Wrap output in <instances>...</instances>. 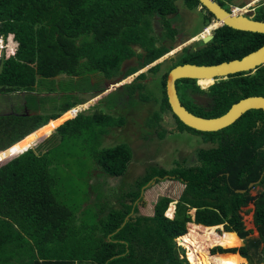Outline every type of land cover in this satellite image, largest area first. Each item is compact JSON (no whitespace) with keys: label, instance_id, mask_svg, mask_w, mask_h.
Segmentation results:
<instances>
[{"label":"trees","instance_id":"16d2710c","mask_svg":"<svg viewBox=\"0 0 264 264\" xmlns=\"http://www.w3.org/2000/svg\"><path fill=\"white\" fill-rule=\"evenodd\" d=\"M181 1L189 11L200 7L198 0ZM175 2L176 0H0V34L11 37L19 47L16 54L5 61L4 69L0 73V94L35 91L39 76L52 78L65 74L86 79L90 85H95L93 76L102 80H124L175 48L174 43L167 46L170 48L161 46L163 44L157 46L160 37L154 28V22L157 21L162 27L163 38L174 39L177 29L173 27V21L170 23L169 20L180 17ZM202 10L206 12L205 19H208L209 25L213 15L204 8ZM263 45L264 34L222 26L214 31L213 39L204 46L183 49L178 59L172 60L170 70L183 64L209 66L242 59ZM136 46L143 52L138 53ZM162 66L160 63L149 72L156 74ZM169 71L161 76L163 97L159 101L161 109L152 120L153 126L155 123L159 125L164 115L172 114L166 93ZM145 79L147 74L142 73L131 84L123 87L138 84L137 89L142 90V81ZM196 83L191 79L177 82L179 95L182 94L187 106L196 112L188 109L184 103L183 106L195 117L216 119L242 100L251 97L264 98V66L253 74L241 73L218 79L207 89H201ZM199 96L209 99V108L205 109L195 102L193 98ZM81 104L66 105L62 114L50 117L45 122H42L40 113L32 110L24 112L20 109V112L0 114V153L9 149L5 154H14L12 160L8 159L10 161L0 167V264L40 263L37 251L43 254L44 244L48 242L41 237L54 233L50 230V224L60 218L75 217L72 209L80 206L76 201H87L88 198L83 197L84 193L80 195L75 191L76 194L72 193L70 200L77 204L72 209H67L70 204L64 201L68 196H61L62 190L56 189L57 178L50 170V155L67 138L70 140L83 135L89 126L102 125L104 128H111L118 120L114 123L113 116L95 114L85 124L80 121L82 115L79 113L74 118L72 117L76 114L66 115L57 121ZM70 118L72 119L69 120ZM173 118L180 131L201 136L206 142L217 143L216 147L196 149L199 166L178 164L168 169L156 165L150 173L139 178L136 183L137 193H128L132 200L139 197V190L154 176L176 175L188 181V184L174 219L165 216L171 200L162 198L156 206L154 218L129 221L125 232L131 231L142 236L144 240H152L144 242L147 249L157 257L159 264H189L186 259L180 258L179 250L183 254L185 250L177 246L175 239L187 234V225L193 222L190 209L197 208V224L212 227L226 222V232H238L242 238L249 234L244 231L245 227L237 210L253 198L249 193L236 194V189L248 188L249 183L258 179L264 171V149L260 153L256 152L257 147L263 145L264 148V113L249 112L234 126L213 134L197 133L185 127L174 115ZM259 123L258 135L262 136L260 143L259 136L254 132ZM59 125L61 126L56 132L61 137L53 134L46 143L37 149L32 148ZM41 128L43 129L40 130ZM108 132L109 130H105L103 135ZM160 137L163 134L160 133ZM93 141H97L93 145V157L102 171L112 176L123 175L130 156L128 145L119 144L100 150V140ZM6 161L0 162V165ZM243 173L247 174L246 179ZM173 212L174 204L167 215L173 217ZM116 214L119 215L121 223L128 215V210L112 212L111 219ZM141 224L146 225V230L141 229ZM255 225L260 233L259 240H252L248 246L240 249L214 248L211 253L239 252L250 264H255L256 259L260 260L259 264H263L264 190L256 201ZM95 233L96 227L89 232L93 247L97 246ZM227 235L232 241H227L224 247L236 248L242 245L239 244L241 239L237 234ZM212 239H221V236L216 234ZM201 256L204 264H207V258L211 255L207 251ZM133 261L136 259L130 255L127 262Z\"/></svg>","mask_w":264,"mask_h":264},{"label":"rangeland","instance_id":"374dc122","mask_svg":"<svg viewBox=\"0 0 264 264\" xmlns=\"http://www.w3.org/2000/svg\"><path fill=\"white\" fill-rule=\"evenodd\" d=\"M218 2L224 8L227 7L224 6L222 0H218ZM175 4L179 8L180 17H175L169 20V22L172 23V21H175L174 28L177 29V34L183 35L182 40L184 43L182 42L178 45L175 41L177 34L174 39H169L165 36L167 39L163 38L158 40L159 46L163 44L161 46L167 47L171 45L170 43H174L176 44V49L166 54L158 61V64L161 63L163 66L156 74L150 73L149 68H145L136 73L138 75L142 73L147 74V79L142 81L144 85L142 90H138L137 88H139V86L136 84L126 87L121 86L117 90V93H112L114 88H112L111 85L116 81L115 78L107 80L102 77V81L100 80L101 78L93 76L92 81L95 85H92V83L90 85L86 79L62 74L52 78L39 76L36 90L27 91V94L24 96L27 104L26 106H28L26 110L40 112V115L43 117L42 122H45V120L50 117L62 114L66 105L73 106L81 103L84 104L71 110L68 114L79 115V113H81L80 115L82 116L80 121L85 124L95 114L113 116L114 123L117 118H125V122L122 126H120L121 122L119 121L113 124L111 128H104L102 125L101 127L89 126L80 137H72L70 140L67 138L68 140L66 139L63 145L55 148L54 153L50 155V159L52 160L50 170L52 175L57 178L56 189H59V191L62 190L60 191L61 196L62 194H66L67 191H70V193H75L76 191V193L81 195L92 190L91 194L93 193L94 196L89 194L87 203L95 202L94 206L97 208L101 207L102 202L105 204L109 202L108 200L114 194L113 199L117 198L116 200L120 201L123 195H125L126 189L130 191H132V188L135 189L138 178L144 175L146 171L151 172L152 165L161 163L165 167L173 168L176 166L175 163L181 161L183 156L189 157L192 150L195 151L198 147H206L204 143L207 142L201 136L191 134L187 131L173 132L176 131L173 130L174 126L172 127V125H176L174 118L171 119L164 115L165 119L163 117L159 125L155 123L156 126H160V130L155 128L153 126L154 123L151 122L157 113L156 111L161 109V104H159V101L163 97L161 76L170 70L172 60L175 61L178 59V55L182 52L180 49H185L186 47H193L195 49L205 45L200 43L198 39L197 41L187 38L199 32H201L200 35L203 36L209 34L213 35L214 33L212 32V29L215 28L214 23L204 29L209 21L205 19L206 12L202 9L199 11L196 8L189 11L181 0H176ZM189 12L190 14H188ZM154 23L160 26L157 21ZM137 49L138 52L142 51L139 46H137ZM104 83H106V85L108 84V86L104 85ZM106 88L110 90L104 91V94H101L102 96L99 95L100 97H95ZM23 93H26V91H23ZM186 93H189V91H186ZM18 99V93L8 95L0 94V112H7L11 110V107L15 108V111L20 112ZM180 99L182 103L187 106V101L182 94L180 95ZM205 103L208 105L206 100ZM187 108L191 109L189 106H187ZM119 112L122 115L117 114ZM168 115L171 116L172 114ZM166 123L170 125H166ZM105 130H109L106 134L107 136L103 135ZM160 133L161 135L163 134V137L159 136ZM53 134L58 136V138L61 137L56 131ZM93 139L100 140V150H107L118 144H124L135 151V153L129 156L132 157V159L121 177L123 185L116 189V193L111 190L110 186L106 187L104 180L110 177V175L102 171L96 159L93 157V152H95L93 145L97 143V141H93ZM207 144L210 145L211 143ZM40 145L33 148L37 149ZM6 152L7 150L0 153V157H2L0 161L13 158L12 156L14 154H4ZM96 172H98V174H96ZM184 187L185 186L181 182L173 178L160 179L156 184L152 187L149 186L146 190L145 201L153 203L160 196H170L174 200L172 204L175 205V201L181 196ZM65 202L70 203L68 201ZM77 203L79 204L81 202L77 201ZM172 204L170 206H172ZM213 234H216V232H210L209 237ZM257 236V234H253L251 237L256 238ZM210 239H212V237H210ZM179 240L181 244L185 246L186 242L184 239L180 238ZM240 244H242V242H240ZM221 247H223V245H221ZM184 248L186 252L189 251V248ZM223 248L227 249L228 247ZM200 255H202V253H200ZM211 257L213 256H210V258ZM201 258L204 264V259L202 256ZM207 264H210L208 258Z\"/></svg>","mask_w":264,"mask_h":264},{"label":"crops","instance_id":"0c3cea01","mask_svg":"<svg viewBox=\"0 0 264 264\" xmlns=\"http://www.w3.org/2000/svg\"><path fill=\"white\" fill-rule=\"evenodd\" d=\"M216 1H218V0H216ZM222 1L224 2L223 3L224 6H227L225 8L228 10L232 9V10L237 11V13H243L246 16H250L254 20L264 21V0H222ZM197 10L201 11L200 7H198ZM188 14H190V13H188ZM211 22H212V20H211ZM211 22H210V24H211ZM207 27H205L204 29H206ZM215 30H212V32H214ZM200 33L201 32L193 35L192 37H188V39H190V38L192 39L193 37L200 35ZM2 36H3V38H2L1 45L3 46L2 47L3 49L0 48V63L3 59H4V61H6L11 55L16 54L17 49L19 48L18 45H16L17 43H15L11 37L7 38L4 35H2ZM195 39H197V38H195ZM5 48H6V50H5ZM4 65H5V63H4ZM117 82H119V81H117ZM117 82L116 81L113 82L114 83L113 85H115ZM196 84L199 85L198 83H196ZM113 85H111V87H113ZM122 86H125V85L123 84ZM209 86H207L206 88H203L202 86H200V87H201V89H207ZM120 87L114 88V90H112V93H117V90ZM109 90L110 89L108 88L107 91H109ZM18 93H19L18 94L19 99L17 100L18 101V107L20 109H22L24 112H27L26 107H25L27 104H26L25 99H24V96L27 94V91H26V93H23V91H18ZM166 93H167V91H166ZM20 105H21V107H20ZM13 106H15V105H13ZM14 109L15 108L11 107V110H9L7 112H0V114L12 113L13 111H15ZM74 109H72V110H74ZM70 112H68V113H70ZM156 112H158V111H156ZM31 113L37 114V112H31ZM39 113L40 112H38V114ZM68 113H65L64 115H62L61 118H58V120L57 119L56 120L59 121L60 119H62L66 115H72V114H68ZM117 114L122 115L120 112ZM76 116H77V114L74 115L72 118H74ZM118 117H120V116H118ZM165 117H170L172 119L173 114L171 116L167 115ZM165 117H164V119H165ZM124 119H125L124 117L123 118L122 117L117 118V120L119 122H121L120 126H122L123 123L125 122ZM54 120H51V121H54ZM57 121H55V122H57ZM55 122H53V123H55ZM151 122H152V120H151ZM175 123H176V121H175ZM166 125H170V124L166 123ZM154 127L160 130L159 126L154 125ZM172 127H173V130H176L173 132H180L177 123H176V125H172ZM57 129L58 128H56L53 132L49 133L45 137L41 138L40 142L36 146L40 145L43 142L46 143V141L51 138V136L53 135V133ZM105 136H107V135H105ZM207 143H211V142L207 141ZM207 143H204L205 146H207V147H202V148L216 147V144L211 143L212 145L211 144L209 145ZM32 148H30V149H32ZM198 148H200V147H198ZM128 149H130V151H129L130 155L135 153V151H133V149L131 147H129ZM43 151L46 152L47 150H43ZM21 154H19V155H21ZM1 155H3V154H1ZM19 155H17V156H19ZM259 158L260 157L258 156V159ZM8 159H5V160H8ZM12 159H10V160H12ZM131 159H132V157H129V159L127 160V165ZM10 160L6 161L1 166L5 165ZM198 160L199 159H197V157H196V150L195 151L192 150V153L190 154L189 157L183 156L181 158V161H179L178 163H175V165L177 166L178 164H181V165H185V166H196V165L199 166L200 161H198ZM0 162H2V161H0ZM127 165H126L124 171H126ZM156 165L165 167L161 163L160 164H154V165H152V167L156 166ZM165 168H168V167H165ZM263 170H264V168H263ZM148 173H150V172L146 171V173L144 175L140 176L139 178L147 175ZM96 174H98V172H96ZM108 175H110V174H108ZM122 176L123 175H119V176L110 175V177H107L106 180H104V182L106 183V187L110 186L111 190L114 191V193H116V189L119 186L123 185V183L121 181ZM243 177H244V179H246L247 174L243 173ZM165 178H168V179L173 178L174 180L181 182L185 186L182 190L181 196L179 197V199H177V201H175L176 203L174 205L173 217H169L167 215V212L171 207L170 205L172 203H174V200L170 196H160L153 203H148L145 201L146 190L149 188V186L152 187L160 179H165ZM259 178L256 179L255 181L250 182L248 185V188H246V189H236V194H247V193H249V196H251L253 198L247 205L243 204L237 210L238 216H239L241 222L244 224V227H245L244 231L249 233V234L245 238H242L238 232H226L224 230L225 225H227L226 222L219 224V225H216V226H212V227L216 228V233H218L220 236L222 233V236H221V239H210L209 238V241L221 240V241H223V247H224L226 245L227 241H230V242L232 241L229 238L230 236L227 235V233H235L241 239L239 241V244H240V242H242V245L240 247L227 248V249L223 248L219 245L211 247L208 250L209 254L211 256L214 257L217 254H225V255L238 254L241 257H243L239 252H236V253H231V252L211 253V251H212V249L218 248V247L222 248L224 250L240 249V248L248 246L250 241H252V240L255 241V240L260 239V233H259V231L255 225V213H256V201H257L258 195L261 193V191L264 190V183H263L264 171L262 172V174ZM187 184H188V181H185L183 178H181V177L179 178L176 175L167 174L164 177L154 176L144 186H142V188L139 190V197L136 200H132L128 197V193H130V190L126 189L125 195H123V197L120 201H117L116 200L117 198L113 199V196L115 195L114 194L108 200L109 202H106V204L104 202H102V205L99 208L94 206L95 202L94 203L93 202L87 203V201L89 200V194H91V191H92V190H89V191H87V193H84V196H83V197L88 198L87 201L80 203L79 204L80 206H77L76 208L74 207L75 209H72L73 205L77 204V203H74L72 200H70L72 198V193H70V191H67V193L65 194L68 196L66 201H68V202L70 201V203H66L65 201L64 202L66 204H70V208L67 207V209L68 210L72 209L74 211L75 217L68 218V219L60 218L59 220H54L53 222H55V223L50 224V230H52V232H54V233L50 236L43 235L44 237H41L42 240H47L48 242H46L44 244L43 254L42 253L40 254L37 251L38 259L40 262L38 264H139V263H142V264H159L158 259H156L157 257L154 256V254L147 249L146 243L144 242V241L150 242L152 240H150V239L144 240L142 238V236H138L137 234L132 233L131 231L125 232V226L129 221H137L138 219H144V218L145 219L154 218L156 216V206L162 198H168L169 200H171V203L169 204V207L165 213V216L169 219H174L176 216L178 204L180 203L181 198L185 193V189L187 187ZM131 190H132V194L137 193V191H138L136 186H135V189L132 188ZM75 194L76 193H74V195ZM91 195H93V193ZM231 198H234V196H231ZM90 209L92 210V212H90ZM125 210H128V215L126 216L125 220L122 221L123 223L122 222L119 223L120 219H119L118 214H116L114 216V218L111 219L110 214L112 212H119V211H125ZM196 213H197V208L190 209V211H189V214L193 218V222L188 223V225H187V231L188 232H189L188 227L190 226V224H196V225L203 226L202 224L195 223ZM135 224H137V222ZM141 225H139V226H141V229L146 230V228H147L146 225H143V224H141ZM249 226H250V228H249ZM95 227H96V233H95L96 238H94V239L96 240L97 246L93 247L90 244V240H92V239H89V232H91V230ZM203 227H206V226H203ZM188 232H187V234H188ZM187 234H185V235H187ZM253 234H257L258 236L256 238H253V237H251ZM183 236L184 235L177 237L175 239V242L177 243V246L180 247V249L186 250L184 248L186 246L181 244V242L179 240ZM105 243H107V245H104ZM108 245H112L113 247H110ZM261 247L263 248V246H261ZM178 254L180 255L181 259H186L189 264H192V261L189 258V251H187V252L185 251V254H183V251L179 250ZM130 255H133V258H135L136 261L128 263L127 261H128V258L130 257ZM108 257H110V258H108ZM213 257H211V258H213ZM211 258L208 257V262L210 264H212L210 262ZM118 260H120V261H118ZM245 260H246V264H250L249 260L247 258H245ZM259 263H260V260L256 259L255 264H259Z\"/></svg>","mask_w":264,"mask_h":264},{"label":"water","instance_id":"95a60500","mask_svg":"<svg viewBox=\"0 0 264 264\" xmlns=\"http://www.w3.org/2000/svg\"><path fill=\"white\" fill-rule=\"evenodd\" d=\"M198 2L200 4V9L204 8L207 12L213 15L212 22L219 23V25L212 30L226 26L238 31L264 34V21L254 20L250 16H246L243 13H237L232 9L228 10L216 0H198ZM196 38L203 44H207L212 40L213 35H197ZM197 39L194 38L193 40ZM158 61L147 68L157 65L159 63ZM4 63L5 61L3 59L0 63V73L4 68ZM262 66H264V45L260 49L251 52V54L244 56L242 59H235L209 66L183 64L174 67L168 74L166 85L167 99L172 114L185 127L192 131L201 134H213L234 126L249 112L261 111L264 113V98L251 97L240 101L238 104L232 105L229 111L219 118H198L189 113L182 105L177 89V82L182 79L195 80L197 83L199 80L209 79L214 83L218 79H225L231 75L241 73L253 74ZM137 77L138 74H133L125 80L116 83L112 88H118L123 84L130 83V81L135 80Z\"/></svg>","mask_w":264,"mask_h":264},{"label":"bare ground","instance_id":"6f19581e","mask_svg":"<svg viewBox=\"0 0 264 264\" xmlns=\"http://www.w3.org/2000/svg\"><path fill=\"white\" fill-rule=\"evenodd\" d=\"M218 23V22H216ZM213 22L211 23V25ZM211 35V34H209ZM208 36V35H206ZM202 81L204 87L210 85L212 83L211 80L206 79V80H199ZM43 129V128H42ZM40 129V130H42ZM22 142V141H21ZM9 150V149H8ZM7 150V151H8ZM189 232L187 235L182 237L181 239H184L185 246L189 248V258L192 261V264H203L202 263V258L200 256V253L208 251L209 248L214 247V246H221L223 245V241L221 240H212L209 241V233L215 231L216 228L214 227H203L201 225H196V224H190ZM221 229V228H220ZM210 262L212 264H246V260L243 259L241 256L238 254L236 255H216L213 258H211Z\"/></svg>","mask_w":264,"mask_h":264},{"label":"flooded vegetation","instance_id":"af4514ba","mask_svg":"<svg viewBox=\"0 0 264 264\" xmlns=\"http://www.w3.org/2000/svg\"><path fill=\"white\" fill-rule=\"evenodd\" d=\"M236 12H237V11H236ZM213 23L215 24V27H217V26L219 25V23H216V22H213ZM174 24H175V21H173V27H175ZM216 24H217V25H216ZM154 28L157 30V32H158V36L160 37V39H163V36H164V35H163L162 27H160L158 24L154 23ZM182 36H183V35H181V34H177V35H176V39H175V41L178 43V45H180L179 43H182V42H183V40H182ZM196 37H197V36H196ZM196 37H194V38H196ZM2 38H3V36L0 34V42H1ZM194 38H193V39H194ZM187 39H188V38H187ZM164 42H165V41H164ZM183 43H184V42H183ZM156 45L159 46V45H158V42L156 43ZM177 47H178V46H177ZM135 48H137V47H135ZM174 49H176V48H174ZM174 49H173L172 51H174ZM140 50H142V49H140ZM180 50L182 51L183 49H180ZM172 51H171V52H172ZM181 51H180V52H181ZM142 52H143V50H142L141 52H138V53H142ZM180 52H179V53H180ZM168 54H169V53H168ZM159 60H160V59H159ZM154 63H155V62H154ZM154 63H153V64H154ZM151 65H152V64H151ZM149 66H150V65H149ZM155 66H156V65H155ZM147 67H148V66H147ZM147 67H146V68H147ZM152 67H154V66H152ZM152 67H150L149 70H150ZM144 69H145V68H144ZM142 70H143V69H142ZM140 71H141V70H140ZM140 71H139V72H140ZM169 72H170V71H169ZM137 73H138V72H137ZM135 74H136V73H135ZM132 75H133V74H132ZM130 76H131V75H130ZM130 76H128V77H130ZM138 76H139V75H138ZM126 78H127V77H126ZM126 78H125V79H126ZM137 78H138V77H137ZM137 78H136V79H137ZM125 79H124V80H125ZM136 79H135V80H136ZM225 79H226V78H225ZM100 80H102V79H100ZM135 80H132V81H135ZM102 81H103V80H102ZM117 81H118V80H117ZM120 81H122V80H120ZM120 81H119V82H120ZM132 81H130V83H126V85H127V84H131ZM203 81H204V80H203ZM119 82H117V83H119ZM198 83H199V85L202 86L203 88H206V87H207V86L204 87L202 81H198ZM212 83H213V82H212ZM212 83H211V84H212ZM104 85H106V83H104ZM124 85H125V84H124ZM106 86H108V84H107ZM106 90H108V88H106L105 90H103L102 93H99V94H98L97 96H95V97H100V96H102L101 94H104V91H106ZM99 95H100V96H99ZM179 97H180V95H179ZM193 99L195 100V102H196L198 105L204 107L205 109H206V108H209V103H208L209 99H207V98H205V97H200V96H199V97H194ZM180 100H181V99H180ZM205 100L207 101V104H208V105H206ZM182 105H183V104H182ZM256 126H257V127L254 128V132H256L257 137L259 136V137H258V139H259V140H258V143H260V142H261V139H262L261 134L258 135V128L260 127V123L257 124ZM231 127H232V126H231ZM214 144H217V143H214ZM211 145H212V144H211ZM206 147H207V146H206ZM208 147H209V146H208ZM251 147L253 148L254 146L252 145ZM263 149H264V148H263V145H261L260 147H257V148H256V152H257V153H260V152L263 151Z\"/></svg>","mask_w":264,"mask_h":264},{"label":"built area","instance_id":"2783aa9c","mask_svg":"<svg viewBox=\"0 0 264 264\" xmlns=\"http://www.w3.org/2000/svg\"><path fill=\"white\" fill-rule=\"evenodd\" d=\"M244 10V9H243ZM3 46L2 45H0V48H2Z\"/></svg>","mask_w":264,"mask_h":264},{"label":"clouds","instance_id":"9594fccd","mask_svg":"<svg viewBox=\"0 0 264 264\" xmlns=\"http://www.w3.org/2000/svg\"><path fill=\"white\" fill-rule=\"evenodd\" d=\"M1 42H2V40H1ZM1 42H0V45H1Z\"/></svg>","mask_w":264,"mask_h":264},{"label":"snow or ice","instance_id":"6c2138e0","mask_svg":"<svg viewBox=\"0 0 264 264\" xmlns=\"http://www.w3.org/2000/svg\"><path fill=\"white\" fill-rule=\"evenodd\" d=\"M0 158H2V157H0Z\"/></svg>","mask_w":264,"mask_h":264}]
</instances>
